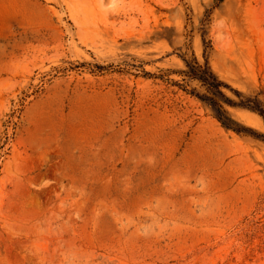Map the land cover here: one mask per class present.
Segmentation results:
<instances>
[{
    "label": "rangeland",
    "instance_id": "374dc122",
    "mask_svg": "<svg viewBox=\"0 0 264 264\" xmlns=\"http://www.w3.org/2000/svg\"><path fill=\"white\" fill-rule=\"evenodd\" d=\"M180 55L264 98V0H0V264H264V143Z\"/></svg>",
    "mask_w": 264,
    "mask_h": 264
},
{
    "label": "trees",
    "instance_id": "16d2710c",
    "mask_svg": "<svg viewBox=\"0 0 264 264\" xmlns=\"http://www.w3.org/2000/svg\"><path fill=\"white\" fill-rule=\"evenodd\" d=\"M180 59L185 68L182 74L187 81L197 82L203 89L202 92H198L191 88L188 93L208 108L226 131H232L239 136H248L264 143V133L239 123L227 111V108L246 110L258 115L264 123V98H261L260 93L245 96L232 90L235 98H231L224 94L222 89L227 86L217 79L207 63L199 64L194 58L187 59L183 55H180Z\"/></svg>",
    "mask_w": 264,
    "mask_h": 264
}]
</instances>
